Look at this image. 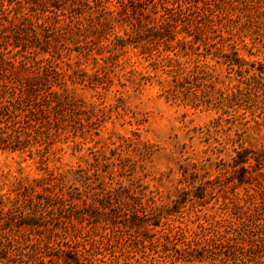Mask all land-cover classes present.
Here are the masks:
<instances>
[{"label": "trees", "instance_id": "trees-1", "mask_svg": "<svg viewBox=\"0 0 264 264\" xmlns=\"http://www.w3.org/2000/svg\"><path fill=\"white\" fill-rule=\"evenodd\" d=\"M109 2L0 0V150H22L76 120L77 101L56 56L71 51L68 42L80 44L82 30L102 35L124 24L129 43L168 44L183 35L177 44L184 52L212 49L214 23L226 13L225 0H119L116 13ZM255 3L264 14V0ZM217 55L236 75L226 90L207 67L185 74L171 59L175 89L188 90L196 107L222 111L228 123L251 109L262 126L255 117L264 111V63L235 49ZM252 139L238 142L230 162L182 166L184 188L166 205L140 178L124 185L125 168L135 169L130 159L106 164L100 156L89 170L17 181L0 195V264H264V148L244 147Z\"/></svg>", "mask_w": 264, "mask_h": 264}, {"label": "rangeland", "instance_id": "rangeland-1", "mask_svg": "<svg viewBox=\"0 0 264 264\" xmlns=\"http://www.w3.org/2000/svg\"><path fill=\"white\" fill-rule=\"evenodd\" d=\"M225 2V15L214 23L217 32L212 49L195 45L184 52L177 44L183 35L168 44L152 45L148 42L151 38L129 43L125 34L129 27L124 24L102 35H86L82 30L80 44L68 42L71 51L57 55L56 64L66 74L69 92L77 101L71 107L76 120L74 116L69 125L60 126L57 136L40 138L22 150H0V195L9 194L17 181L47 178L51 171L57 176L79 168L89 170L96 158L103 156L106 164L130 159L135 169L130 172L125 168L124 185L140 178L166 205L184 188L179 184L182 166H210L220 159L230 162L234 148H239L238 142L247 135L253 139L244 147L263 150L264 111L259 110L255 117L262 126L254 122L251 109L233 113L232 124L226 122L229 117L222 111L196 107L188 90L175 89L171 59L182 63L185 74L195 64L214 71L219 82L225 81L224 86H216L221 90L229 86L227 77L236 75L223 64L218 50L231 55L235 49L245 61L264 63V14L252 9L256 0ZM106 6L115 13L120 10L119 0H110ZM87 18L86 12L82 23ZM181 73L180 80L184 78ZM174 90L175 97L170 95ZM196 96L201 97L200 90ZM113 171L119 180L121 172ZM216 174L213 171L212 175Z\"/></svg>", "mask_w": 264, "mask_h": 264}]
</instances>
